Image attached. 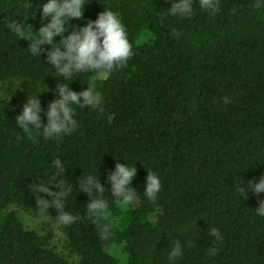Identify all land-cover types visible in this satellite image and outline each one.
<instances>
[{
	"label": "trees",
	"instance_id": "trees-1",
	"mask_svg": "<svg viewBox=\"0 0 264 264\" xmlns=\"http://www.w3.org/2000/svg\"><path fill=\"white\" fill-rule=\"evenodd\" d=\"M43 2L0 0V264H120L114 246L125 264H264V217L255 212L264 194L244 199L236 191L239 177L246 184L264 174V4L212 0L215 7L204 8L192 0L188 16H172V0H87L83 19L69 24L110 8L125 26L132 55L106 77L87 72L66 81L5 23L16 19L35 31ZM57 81L74 91L95 89L100 105L77 107L70 135L23 133L15 125L22 104L44 86L49 91L39 99L46 109ZM117 159L135 163L137 195L129 206L116 203L109 189ZM60 169L59 178L72 184L65 211L76 219L59 224L54 206L46 214L76 260L56 252L50 233L26 227L10 208L42 217L28 186ZM94 169L108 202L96 215L78 183ZM147 171L162 182L155 203L143 195ZM176 242L183 256L169 262Z\"/></svg>",
	"mask_w": 264,
	"mask_h": 264
},
{
	"label": "clouds",
	"instance_id": "clouds-1",
	"mask_svg": "<svg viewBox=\"0 0 264 264\" xmlns=\"http://www.w3.org/2000/svg\"><path fill=\"white\" fill-rule=\"evenodd\" d=\"M87 3V0H45L35 9V12L39 11L42 21L35 31L31 25L16 19L5 23L9 30L16 34V38L29 42L28 49L31 55L40 58L41 54H46L47 63L63 80L75 81L73 77L76 74L87 72H93L97 77L102 78L127 62L132 55V45L119 15L107 7L97 14L95 20H88L79 26L70 25V20L83 19ZM261 4H264V0H256L257 8ZM200 6L215 7L212 0H200ZM191 12L192 0H172L168 8V13L172 16H188ZM23 25H27L26 30ZM54 37H59V41L54 40ZM45 45L51 47L45 48ZM69 85L70 83L57 81L55 98L47 104L46 109L41 107L39 94L49 91L47 87L41 86L35 95H29L22 104L21 112L15 116L16 127L29 136L38 133L46 139L72 134L78 127L75 118L77 107L95 109L100 105L102 97L98 91L89 86L74 91ZM221 100L224 104L230 102L227 96L222 97ZM41 114L46 118V122H42ZM61 172L65 170L60 169L45 176L44 179L39 177L37 183L30 184L28 188L35 194V203L43 216H47L46 210L54 206L59 213L56 216L59 224L70 225L76 217L65 211L64 198L71 191L72 184L59 178ZM135 176V163H120L117 159L114 170L109 171L107 175L109 189L116 203L122 206L134 203L137 191L131 184ZM78 183L80 191L90 197L86 203L87 211L92 215L105 213L108 209V202L103 198L105 187L100 183L95 169L81 176ZM238 185L236 191L244 199H247L249 193L260 197L264 194V174L259 178L249 179L246 184L239 177ZM161 189L162 182L159 175L155 171H147L144 197L149 202L155 203ZM46 196L51 199H46ZM258 205L255 212L259 217H264V198L258 200ZM210 234L217 236V229L212 228ZM182 256L183 247L176 242L169 249L167 259L169 262H174Z\"/></svg>",
	"mask_w": 264,
	"mask_h": 264
},
{
	"label": "rangeland",
	"instance_id": "rangeland-1",
	"mask_svg": "<svg viewBox=\"0 0 264 264\" xmlns=\"http://www.w3.org/2000/svg\"><path fill=\"white\" fill-rule=\"evenodd\" d=\"M10 208L16 211L26 227L35 230L41 235L50 233L52 235L51 245L55 248L56 252L69 260L77 259L74 254H70L66 244V237L62 233L60 227L54 223L48 215L35 217L28 210L17 208L16 206H11ZM111 252L119 259L120 264H125V255L119 246H114Z\"/></svg>",
	"mask_w": 264,
	"mask_h": 264
}]
</instances>
